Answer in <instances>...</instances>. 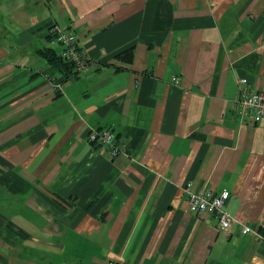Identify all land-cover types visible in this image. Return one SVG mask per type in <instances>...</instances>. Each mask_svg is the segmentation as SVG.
I'll return each instance as SVG.
<instances>
[{"label": "crops", "instance_id": "0c3cea01", "mask_svg": "<svg viewBox=\"0 0 264 264\" xmlns=\"http://www.w3.org/2000/svg\"><path fill=\"white\" fill-rule=\"evenodd\" d=\"M53 25L77 76L41 54ZM240 79L264 92V0H0V264H264V122ZM189 183L230 193L229 231L190 213Z\"/></svg>", "mask_w": 264, "mask_h": 264}, {"label": "built area", "instance_id": "2783aa9c", "mask_svg": "<svg viewBox=\"0 0 264 264\" xmlns=\"http://www.w3.org/2000/svg\"><path fill=\"white\" fill-rule=\"evenodd\" d=\"M48 34L51 44L62 48L60 55L63 60L74 63L76 70L79 72L87 68V57L78 46V36L74 30L53 25ZM173 82L179 84V78L174 77ZM239 84V96L236 102L238 112L246 120L253 123L264 122V92L251 89L247 79H240ZM88 142L105 151L111 159L122 153V147L112 130L91 131L88 135ZM184 192L188 196L190 213L194 215H212L224 231H229L235 223V219L225 209L230 198L228 191L215 194L208 189L195 190L193 185L189 183L184 188ZM244 230L245 232L252 231L249 228H244Z\"/></svg>", "mask_w": 264, "mask_h": 264}, {"label": "trees", "instance_id": "16d2710c", "mask_svg": "<svg viewBox=\"0 0 264 264\" xmlns=\"http://www.w3.org/2000/svg\"><path fill=\"white\" fill-rule=\"evenodd\" d=\"M48 42H49V45L51 47L46 49V50L41 51L42 56L44 58H46L48 60V62L53 64L55 67H57L60 71L67 73L71 76L73 75V77L77 76L80 72L76 70L74 63L62 59V57L60 55L62 48L60 46H53L51 44L49 34H48ZM57 49L59 51H56ZM125 56L130 57V60H131V58L133 56V50L130 49V50L126 51ZM117 57L119 58V56H117ZM259 233L261 235H264V227L259 228Z\"/></svg>", "mask_w": 264, "mask_h": 264}]
</instances>
